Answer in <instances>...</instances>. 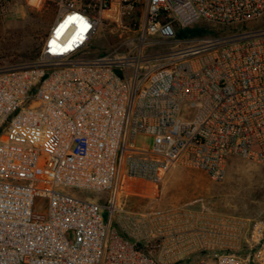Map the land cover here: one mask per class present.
<instances>
[{"label":"built area","instance_id":"2783aa9c","mask_svg":"<svg viewBox=\"0 0 264 264\" xmlns=\"http://www.w3.org/2000/svg\"><path fill=\"white\" fill-rule=\"evenodd\" d=\"M21 1L51 6L55 17L38 60L0 67V264H164L143 244L145 215L119 216L125 224L114 225L123 179L156 184L181 164L222 182L232 157L264 166V29L163 55L145 49L200 21H257L264 0L0 5ZM138 7V27L125 26ZM103 27L120 40L135 37L124 51L128 37L97 54L91 43ZM186 103L196 109L190 121L179 118ZM138 134L153 138L151 149L130 144ZM153 230L151 237L161 235ZM248 230L242 255L201 246L206 255L196 264H264V221Z\"/></svg>","mask_w":264,"mask_h":264},{"label":"rangeland","instance_id":"374dc122","mask_svg":"<svg viewBox=\"0 0 264 264\" xmlns=\"http://www.w3.org/2000/svg\"><path fill=\"white\" fill-rule=\"evenodd\" d=\"M138 7L133 18L124 17L125 26H133L143 14ZM136 12L139 14L137 15ZM54 9L46 4L37 6L25 1L0 5V67H18L30 64L40 58L41 48L54 20ZM133 29L135 27H132ZM132 29V30H133ZM264 29V16L257 21L237 26H220L200 21L190 27L177 29L174 40H159L145 49L149 56L163 55L217 36H231ZM109 33L107 28L94 37L91 48L97 54H106L125 41L120 48L124 51L127 43L135 37L132 31L124 34ZM196 109L186 103L182 106L179 118L190 121ZM130 144L140 149H151L153 138L138 134L130 139ZM124 188L119 194L120 209L116 213L114 225L125 224L119 216L143 214L149 219L143 243L154 258H161L164 264H196L202 256L201 246L221 248L242 255L250 225L256 220L264 221V166L238 157L230 158L226 177L222 182L213 181L199 169L177 165L170 169L164 178L154 184L125 178ZM79 196L93 199V193L73 190ZM103 199L107 195L102 196ZM101 203H106L102 200ZM105 220L108 211L100 210ZM155 216H160L156 220ZM240 221L231 225V221ZM161 231L157 238L151 231ZM241 233L242 238L232 234ZM192 235V238H188ZM243 248V249H241ZM175 259L172 254L176 253ZM162 253L163 257H159ZM189 257L187 260L185 257ZM185 258V259H183Z\"/></svg>","mask_w":264,"mask_h":264},{"label":"trees","instance_id":"16d2710c","mask_svg":"<svg viewBox=\"0 0 264 264\" xmlns=\"http://www.w3.org/2000/svg\"><path fill=\"white\" fill-rule=\"evenodd\" d=\"M136 14L138 15L139 13L138 12H136ZM132 25H133V27H135V28H137L138 27V22H136V21H132Z\"/></svg>","mask_w":264,"mask_h":264},{"label":"crops","instance_id":"0c3cea01","mask_svg":"<svg viewBox=\"0 0 264 264\" xmlns=\"http://www.w3.org/2000/svg\"><path fill=\"white\" fill-rule=\"evenodd\" d=\"M159 257H163V256H162V253L159 254ZM185 258H187V260L190 259L188 256L185 257ZM185 258H183V259H185ZM159 259L161 260V258H159Z\"/></svg>","mask_w":264,"mask_h":264},{"label":"snow or ice","instance_id":"6c2138e0","mask_svg":"<svg viewBox=\"0 0 264 264\" xmlns=\"http://www.w3.org/2000/svg\"><path fill=\"white\" fill-rule=\"evenodd\" d=\"M87 26H88V25L85 23V24H84V28L86 29V28H87Z\"/></svg>","mask_w":264,"mask_h":264}]
</instances>
